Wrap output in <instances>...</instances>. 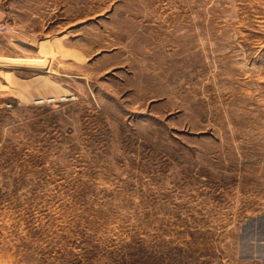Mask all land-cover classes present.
I'll return each instance as SVG.
<instances>
[{"label":"rangeland","instance_id":"1","mask_svg":"<svg viewBox=\"0 0 264 264\" xmlns=\"http://www.w3.org/2000/svg\"><path fill=\"white\" fill-rule=\"evenodd\" d=\"M0 264H264V0H0Z\"/></svg>","mask_w":264,"mask_h":264},{"label":"built area","instance_id":"2","mask_svg":"<svg viewBox=\"0 0 264 264\" xmlns=\"http://www.w3.org/2000/svg\"><path fill=\"white\" fill-rule=\"evenodd\" d=\"M0 31H1V32H5V31H7V25H6V24H1V26H0Z\"/></svg>","mask_w":264,"mask_h":264}]
</instances>
